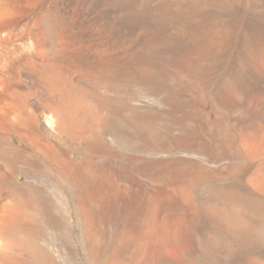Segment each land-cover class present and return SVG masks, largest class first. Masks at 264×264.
Here are the masks:
<instances>
[{
	"label": "bare ground",
	"instance_id": "6f19581e",
	"mask_svg": "<svg viewBox=\"0 0 264 264\" xmlns=\"http://www.w3.org/2000/svg\"><path fill=\"white\" fill-rule=\"evenodd\" d=\"M263 243L264 0H0V264Z\"/></svg>",
	"mask_w": 264,
	"mask_h": 264
},
{
	"label": "rangeland",
	"instance_id": "374dc122",
	"mask_svg": "<svg viewBox=\"0 0 264 264\" xmlns=\"http://www.w3.org/2000/svg\"><path fill=\"white\" fill-rule=\"evenodd\" d=\"M239 1H243V0H239ZM139 100H143V97H142V95H139ZM120 147L122 148V149H125L126 147L125 146H123L122 144H120ZM264 244V243H263ZM261 245H262V243H261ZM260 245V246H261ZM261 247H263V248H261ZM260 247V249H259V252L261 251L262 252V250L261 249H264V246H261ZM263 252H264V250H263ZM263 252H262V254H263ZM263 256H264V254H263Z\"/></svg>",
	"mask_w": 264,
	"mask_h": 264
}]
</instances>
